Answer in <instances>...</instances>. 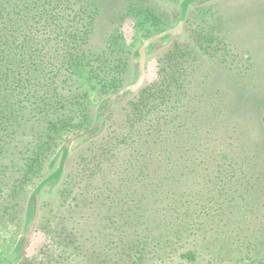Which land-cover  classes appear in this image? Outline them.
<instances>
[{
  "label": "trees",
  "instance_id": "obj_1",
  "mask_svg": "<svg viewBox=\"0 0 264 264\" xmlns=\"http://www.w3.org/2000/svg\"><path fill=\"white\" fill-rule=\"evenodd\" d=\"M195 5L180 35L148 46L154 80L115 100L43 187L35 230L49 242L21 264H264V83L232 52L228 20L196 22ZM148 6L0 0V232L28 228L65 141L137 79L139 44L165 29Z\"/></svg>",
  "mask_w": 264,
  "mask_h": 264
},
{
  "label": "rangeland",
  "instance_id": "obj_2",
  "mask_svg": "<svg viewBox=\"0 0 264 264\" xmlns=\"http://www.w3.org/2000/svg\"><path fill=\"white\" fill-rule=\"evenodd\" d=\"M136 1L138 3L148 4L153 16L152 18L158 21L159 25L166 30L178 22L179 13L174 9L179 7L184 0ZM192 3H197V5L189 11V16L196 22H201L203 18L208 17L207 14L209 13L215 14L214 19L210 18V20L216 24H220V16H224L228 20V23L233 29L228 39L233 49L232 52L238 55V58L241 57L247 60L248 57H251L249 59L251 63H253L254 69H258L257 74L262 77L251 79L250 83L257 84L261 79L264 83V0H207L202 2L195 1ZM216 15L219 17L216 18ZM192 19L189 21H192ZM135 20L132 14L124 19L125 25L123 31L127 38V43L129 44L136 43L137 33L136 27L133 24L136 23ZM195 26H197L196 23ZM157 33L154 32L153 35ZM145 39L147 38H144V40ZM144 40H142L141 43ZM156 43V48L162 47L158 46L160 42ZM140 45L141 44H139V46ZM154 57L150 59L148 64L146 78L149 82L156 77V70L158 68V61ZM236 62V64H241L237 60ZM257 97L259 98L260 95H257ZM26 230L21 226V223H18L17 226L10 225L0 232V264H5V262H7ZM48 242L49 237L44 231L41 229L34 230L25 253L26 257L34 258L39 255L41 258L45 253L44 249H46ZM24 259L25 257H23L21 261ZM19 264H21V262Z\"/></svg>",
  "mask_w": 264,
  "mask_h": 264
},
{
  "label": "water",
  "instance_id": "obj_3",
  "mask_svg": "<svg viewBox=\"0 0 264 264\" xmlns=\"http://www.w3.org/2000/svg\"><path fill=\"white\" fill-rule=\"evenodd\" d=\"M195 1L202 2V1H207V0H184L180 4L179 7H176L174 10H176L179 13L178 22L174 26L145 39L141 43V45L138 47L137 49V54H138V63H137L138 64V77L137 79L134 82L126 85L122 89L111 94L106 99L103 114L98 122L80 131L73 133L65 141L64 152H63L58 168L53 173L48 175L46 178L42 179L33 191L34 213H33L32 221L29 227L27 228V230L23 234V242H22V245L20 247L18 254L12 261H10L7 264H19L21 260L23 259L26 253V250L29 246L32 234L39 220L40 207H41V191L47 183H49L50 181L54 179H58L61 176L64 170V167H65V163H66L72 143L83 135H86V134L93 135L92 133L93 131L100 133L106 125L108 114H109V111L114 101L118 99H124V98L131 96L143 85L145 78H146V52H147L148 46L157 41H160L158 46H161L162 44H164V42L166 41L168 42V40L172 39L173 37L180 35L182 33L188 7L190 6L192 2H195Z\"/></svg>",
  "mask_w": 264,
  "mask_h": 264
}]
</instances>
